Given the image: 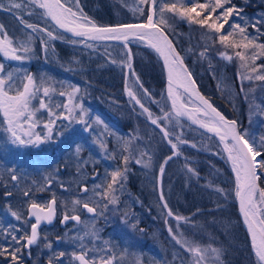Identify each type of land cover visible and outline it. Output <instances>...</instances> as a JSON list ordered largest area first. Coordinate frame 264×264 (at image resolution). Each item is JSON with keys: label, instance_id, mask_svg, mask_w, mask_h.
<instances>
[{"label": "snow or ice", "instance_id": "obj_1", "mask_svg": "<svg viewBox=\"0 0 264 264\" xmlns=\"http://www.w3.org/2000/svg\"><path fill=\"white\" fill-rule=\"evenodd\" d=\"M69 3L72 6H69ZM28 4L32 8L42 10V18H50L55 26L81 38L79 41H71L72 43L123 41L127 47L130 38H134L140 42H146L149 47L156 51L158 56L163 59L164 67L167 69V98L171 100L169 111L161 109L163 116L153 119V113L145 107L142 98L137 96L133 87L126 85L130 102L139 105L153 125L161 126L164 138L168 140L173 149V156L179 154L178 144L186 142L180 140V136L176 135L175 138L178 143H173L172 139L169 138L172 134L163 127L164 121L171 122L174 117L178 121L180 117L186 115L193 123L199 124L202 128L219 137L223 151L227 153V159L231 161L235 173V195L239 199L240 212L244 216L251 235L255 255L259 264H264V188H261L257 183L260 178L258 170H264V151H262L264 150V135L257 139L246 129L243 133L238 131L235 120L226 119L207 99L199 94L195 87V81L191 78V73L184 65L183 58L165 31L166 28L170 27L167 19L169 14L173 19L179 18L186 20L189 24L200 26L214 44H218L224 49L219 53L221 57L228 61L234 59L239 61V68L243 70L239 73L242 80L264 82V64L256 63L257 60L264 58V43L257 42L259 36L264 35V30H262L264 29V15L255 21L249 20L242 15L243 9L233 3V0H204V2H200V0H175V2L138 0L137 10L146 17L145 22L98 26L94 20L83 13L79 6V0H64V2L62 0H28ZM140 5H146L147 11ZM21 7V4H13L12 0H9V6L6 10L11 12L13 9L18 10ZM73 8L76 10L74 11ZM0 9H5L4 0H0ZM28 14L32 15L33 13L29 12ZM17 19L24 25V28L31 31L27 32L22 40L13 39L5 31L4 26L0 24V55L6 59L30 60V54L34 52L33 43L37 39L45 53L51 48V41L64 39L62 33L56 34L54 30H50L46 26L40 27L36 24L26 23L19 16ZM248 27L254 29L256 34L249 33ZM88 47L91 48L94 45L88 44ZM206 52L207 48L205 52L201 53V56H204ZM127 55L130 57V50ZM112 62L115 63V61ZM127 66L131 69L130 63ZM134 86L141 90L142 96L151 99L148 90L138 83V78L134 81ZM60 87L65 90L57 93L56 83L51 82L50 77L41 75L37 81L34 74L23 69L5 72V65L0 63V115H2L0 133H3L7 138L6 143L0 148H6L8 145L16 148H39L42 144L52 140L56 128L58 126L63 127L64 121H67L69 125L72 123L81 124L84 126V131L87 132L95 131L94 125H104L107 129V125L104 124L99 115L93 119L90 110L84 107L79 86L61 84ZM54 95L64 98V102L53 105L51 101ZM184 96H188L190 102L197 106L189 108L188 104L184 102ZM37 100L38 106L35 105ZM45 112L48 119L41 121L38 117ZM58 122H60L59 125ZM38 127L43 129V133L37 131ZM56 135L60 136L63 133L56 132ZM103 135V133L99 134L94 142L102 153H107L108 144L103 139ZM108 135L114 134L108 133ZM133 139L135 137L128 140L118 138V141H122L121 152L127 151L129 155L123 156L124 169L116 168L110 173L106 171L105 180L110 176V181L107 182L106 186L102 183L94 185L91 189L93 195L88 199L95 203L96 207L90 206L89 202H82L81 199H74L71 201L73 212L79 206L80 210H86L87 213L92 214L94 220L96 216L103 215L104 210L109 205L118 204L119 198L116 192L123 190V181L127 179L126 165L133 158L131 155ZM81 150V146L77 145L75 148L77 156ZM109 158L114 159L115 154L113 153ZM171 159L172 156L167 157L165 164ZM150 160L151 158L145 162L137 159L135 162L144 163L145 167H150ZM165 164L160 165L161 175L165 171ZM80 170L81 168L78 167L77 172L79 173ZM188 171L192 172L193 170L189 168ZM96 175L98 176L99 173ZM11 180L16 181L17 176L12 175ZM46 180L49 186L53 182L50 178H46ZM63 187L64 185L61 184V188ZM79 191L83 196H87L90 190L87 185H82ZM219 191L223 190L220 189ZM6 195L10 196L11 193H6ZM29 195V191L23 192L24 197ZM159 200L162 202L160 207L164 210L165 222L167 223V218L173 216V211L169 208L162 190L159 194ZM57 203V198L53 195L45 204L32 201L28 205V219H24L23 223L24 225L30 223V232L13 225H8L6 228L0 225V232L4 234L6 241V243L0 244V257L9 260V264H17L22 250L37 243L41 222L51 223L53 221L57 211ZM101 204L103 207L98 212ZM9 211L17 221H21V212L11 211L10 207ZM32 218L35 220L34 223H31ZM174 219L177 222H190L188 217L181 215H175ZM70 220L83 224V234H78L72 238L79 242L78 250L71 253L74 261H78L79 264H115L116 257L110 247L96 248L93 246L89 248L85 243L87 240L94 245L95 241L99 240V233L94 222L89 224L81 221L79 215H69L66 211L61 223ZM177 228H179V224H177ZM168 231L173 233L172 227H169ZM44 239L47 237L45 236ZM173 239L186 249L189 255L186 264H209L210 260L219 261V249L211 246L192 245L186 240L177 239L175 235H173ZM104 243L108 244L107 241ZM46 247L51 249V242L46 244ZM64 256V252L54 254V257L49 259L48 264H53V259L59 260ZM173 258L175 259V254H173ZM132 264H140V262L134 259Z\"/></svg>", "mask_w": 264, "mask_h": 264}, {"label": "trees", "instance_id": "obj_2", "mask_svg": "<svg viewBox=\"0 0 264 264\" xmlns=\"http://www.w3.org/2000/svg\"><path fill=\"white\" fill-rule=\"evenodd\" d=\"M20 1L22 7L18 10L13 9L10 13L7 12V10L0 9V24L4 26L5 31H7L8 35L12 37L13 39L19 38L24 39L25 34L30 29L24 28V25L21 24L20 20L17 19V17H22L23 20L26 23L35 24L34 18L37 15H41L42 10L38 8H32L28 4V0H16ZM64 2V0H62ZM251 2L252 4L255 3L256 6L253 8V6H248L247 3ZM258 2H255V0H233V3H235L238 7L243 9L242 15L248 19V16H251V20H256V15L254 16V11L260 12L264 15V0H257ZM165 2H175V0H165ZM200 2H204V0H200ZM5 9L8 8L9 4L5 3ZM69 6H72L71 3H69ZM79 6L83 10V13L86 14L89 18L94 20L97 25H110V24H118L122 22H133V21H140L145 22L146 17L142 16L140 12L137 10L138 7V0H79ZM140 7H143L145 11H147L146 5H140ZM75 11L76 9L73 8ZM32 12V15H29L28 13ZM135 12V13H132ZM125 19V20H123ZM170 27L166 28L168 32L171 34V36L174 38L176 44L181 49L183 54L185 55L188 64L190 65L192 71L196 75L203 91L206 93L207 96L211 100L214 101L216 105H218L221 110H223L229 117L236 118L242 127V131L246 129V127H249L250 133L255 135L257 139H259L260 136L263 135L264 127L257 124V126L254 127V124H246V118L248 117L247 112H245V100L242 102L243 96H241V92L238 91L232 95H229V91L226 89H223V84L219 87L218 85V77H223L226 82L229 84L235 86L237 88V81L239 76V61L233 60L230 62H226L225 60L218 58V54L222 52V49H217L220 46L218 44H214L211 39L208 37L207 40L203 43L199 42L197 35L199 33L205 35V30L201 29L200 26L195 24H189L186 20H181L179 18H171V15L169 14V17H167ZM38 26H40L38 24ZM264 30V29H262ZM57 31V34H60L62 32ZM247 31L253 35H255L254 29L251 27H248ZM63 34V33H62ZM64 39H56L55 45L60 46L61 44H64L66 47L62 49V52L66 53L69 52V48H71V44H69L70 41H79L78 39L71 38L65 34H63ZM260 43H264V35L259 36L258 41ZM107 44V43H106ZM112 45H120L124 46L122 44L117 43H108ZM130 49H131V55L129 57L128 63L131 64L130 69V77L129 82L131 80H135V76H138L140 80L138 81L139 84L143 85V88L147 89L148 92L151 94L153 92H156L158 101L164 100V71L162 67V62L158 54L154 49L149 47L144 42H140L138 40H133L129 43ZM189 46H210L209 49L206 52V56H201V52L197 51V55H192L189 52ZM33 49L34 52L31 53V59L22 61V65L27 70L34 71V74L38 76V78L41 77V75L44 73V70H42L43 65L41 63L45 60V57L43 56V52L41 49V44L39 40H35L33 43ZM205 52V50L203 51ZM17 64V63H16ZM20 63L18 62V65ZM32 65V66H31ZM7 71H13L14 66L11 64L8 66ZM215 69H217V72L214 73ZM60 73H57L55 71H50L49 75H51V82L56 83L55 75H58ZM136 81V80H135ZM128 82V86H129ZM121 86L123 83L120 84ZM124 88V85H123ZM134 90V89H133ZM137 91V95L141 96L142 92L140 89L136 87L134 92ZM126 91V89L124 90ZM146 97V96H145ZM128 107L130 106V99H128ZM164 105V103L162 102ZM134 105V104H133ZM169 111V110H168ZM180 119V118H179ZM176 119H174V122ZM180 121L184 124L183 120L180 119ZM176 123L180 126L181 124L176 121ZM246 124V125H245ZM131 125V124H130ZM130 127V126H129ZM131 128V127H130ZM141 131L143 132V144L145 153L149 151V149H156L155 153L158 155V157L155 159V170L154 175L150 176L149 178L144 176L143 181L142 179L140 182H143L142 189L145 192L143 194H139L136 192L135 189H131L130 186L133 188L136 186V183L134 179L131 177V179L128 181V175L126 179V192L123 194V200L119 202V208L121 212L119 213H131L135 217L131 218L134 222H142L140 227H143V234L145 235V239L147 240L146 244L143 246V251L145 254L148 255L149 259L145 262L146 264H165V259L169 257L170 259L173 257L171 250L160 247V245L165 244L167 241V238H169L171 242V235L173 233H169L168 228L172 227L173 232L181 236L184 240L186 239L187 235L191 237L190 230L188 227L187 222L185 221H179L181 225L179 224V228H177L176 220L173 217L167 218V223L165 222V215L164 210L160 207L161 201L159 200V194L160 192L158 189L160 188L164 192L165 199L168 203L169 208L172 209V211L181 216L188 217L193 220L194 213H196L197 216H203L202 221L203 224L206 225L207 230L209 231V235L212 236H218L221 237V239H224L226 237V234L221 230L222 228V222L223 219L226 217H233L234 219L236 217L238 224V228L240 231V234L245 236V239L249 245L248 237L242 227V224L239 220V215L237 212L236 204L233 203L231 211L228 209H225L220 204L219 200H217V195H212L210 198H208L210 201L205 206L203 205V202H200V198H197L196 196H192L193 198L189 201L187 205V199L186 196L184 197V200H176L174 201L173 195L169 194L173 192L174 185L176 184V181L174 184H172V180H177L180 188L182 190H185L188 186L186 182V178L184 175L180 174V172H185V169H181L178 166L181 165V161H184L183 155H186V151H182L183 148L185 149V146L179 150V154L176 155V157L173 158V160L168 164V169L166 173L165 178H161L159 176V169L158 164H164L163 160L173 154V150L169 149L168 144L163 140L161 137L156 141V147H153L151 144L146 143L147 140L145 138H151L153 131L156 133L158 130L151 125L148 120L143 121L141 123ZM136 133V130H135ZM247 138V137H246ZM155 148V149H154ZM264 151V150H262ZM182 152V156H180ZM196 157H202L201 155L195 154ZM179 157V159H178ZM175 162V163H173ZM114 163L119 162H113L111 171L115 170L116 168L113 166ZM184 163V162H182ZM205 163V162H203ZM121 164V163H120ZM176 164V167H175ZM192 164V163H191ZM110 171V172H111ZM109 172V173H110ZM176 172V176H175ZM179 172V174H178ZM261 185L262 188H264V170H261ZM178 174V176H177ZM203 174V173H202ZM199 174V177L202 175ZM110 177V176H109ZM200 180H194L193 186L195 187L196 194H201L203 196V191L205 187H201V184L199 183ZM124 182V181H123ZM129 182H131V185L129 186ZM185 185V186H184ZM150 188H154L155 192H149L148 190H151ZM60 194H64L61 190H59ZM208 193V191H207ZM92 196V194H91ZM7 200V199H5ZM82 201H88L87 199H83ZM91 201V200H90ZM13 203L15 202V199H10L5 201L4 203ZM92 202V201H91ZM204 206V207H203ZM64 210L63 208L60 209V215H62L63 211H67V213L73 214V211L71 210V207L67 205V207ZM212 216L213 223H206L207 217ZM105 216L100 215V224L103 225V236H107V226L105 222ZM87 220V219H86ZM2 221H5L2 222ZM0 225H3V227H8V225H14L13 219L6 214V210L3 209L2 206H0ZM68 226H61L59 223L55 224L53 227L45 229L49 230V242L52 244V248H48V257L44 260H35L34 263L37 264H48V261L50 258L54 257V254H58L59 252H64L65 256L59 258V260L53 259V264H74L73 259L71 257V252L77 250L75 244L73 242L66 243V241L63 238V231L66 230ZM73 232L71 231L70 234ZM222 234V235H221ZM221 235V236H220ZM1 236V243H6L4 239V234L0 232ZM59 242H56V240ZM196 238V237H195ZM200 238V237H199ZM198 240H203L200 238ZM56 239V240H55ZM195 240V239H194ZM204 241V240H203ZM160 244V245H159ZM167 244V243H166ZM169 245V244H167ZM170 246V245H169ZM160 248V249H158ZM232 249V253L230 252H224L222 254V260L220 259L221 264H230V261L235 259L232 264H243L236 261L237 255L234 254L236 252V249L232 246L229 247V249ZM250 248V247H249ZM251 250V249H250ZM123 251V247H122ZM250 258L252 257L254 259V264H259L257 257L253 256L251 251ZM239 255V254H238ZM241 256L242 253H241ZM179 261V260H178ZM33 262L28 264H34ZM180 263V261H179ZM0 264H9V260H6V258H0Z\"/></svg>", "mask_w": 264, "mask_h": 264}, {"label": "flooded vegetation", "instance_id": "obj_3", "mask_svg": "<svg viewBox=\"0 0 264 264\" xmlns=\"http://www.w3.org/2000/svg\"><path fill=\"white\" fill-rule=\"evenodd\" d=\"M76 49L78 50L79 48L72 46L69 48L68 53L75 56ZM100 53L106 58L108 57L107 53L101 51ZM53 54H55V52L51 50L50 55ZM3 60L7 62L8 65H11L15 62V60L10 59ZM49 61H52V63L50 64ZM41 65L50 68V70L47 72L55 71L60 73L54 77L57 82V93L59 91L65 90L60 87L61 84H73L79 86L81 89L84 107L90 110V114L92 115L93 119L95 116L99 115L104 121V124L107 125V129H105L104 125H94L93 127L95 128V131L87 132L84 131L83 125L72 123L76 128V133L74 131L68 132L70 125L67 121H64L63 127L58 126L56 128V132L63 133V135L57 136L56 132H54V139L51 140L56 146V149L60 147L57 150L55 149V153L57 151L58 154L54 156L51 164H45L42 160H40V170L37 168L33 174L31 171L33 160L28 162L22 159L25 157H33L32 152L34 151L37 153V157L41 156L43 152L47 151L49 142L42 144L39 148H25V153L22 156H19L14 151H8L7 148H0V201L2 198H4V196L8 197L6 193H11V199H17L18 201L16 203L6 205V208L11 206L12 208L14 207V209L27 210L28 205L32 201L45 204L47 200H50V186L47 184L46 178L48 177L44 176V172L48 171L50 168L52 169L53 167L59 169L58 180L56 181V185L58 186L59 190L61 189L65 192H68V195L72 197L74 195H82L79 189L82 185H87L90 190L88 195L92 194L91 189L94 185H100L103 183L106 186L107 182L110 181V177L105 180V173L106 171L108 173L111 171L113 162H119L123 165V167H125L123 156L129 155V152H121L122 141H118V138L128 140L132 137H135V139L132 140L131 150V155L133 158L128 161L126 166L127 175L129 176L128 181L132 177L136 183V186L133 188L130 186L131 182L128 184L132 190L135 189L140 195L145 193L142 192L144 191L142 189L143 182H140V180L142 179L143 181L144 176L149 178L150 176L154 175L153 172L156 167L155 159L157 156L154 154L156 151L155 148V150L149 149V151L145 153L144 144L142 142L144 139L143 132L141 131V123L148 120L151 125L153 124L147 118L146 113H141L135 107H128V105H125L129 102L127 91H124L128 83L127 80L129 79L128 66L126 68V74L120 75L118 71L113 73L112 71H105V69L102 70L100 68L96 70V66L90 63L88 67L92 74L88 75V79H85L83 76H81V74H79V71L76 73L74 72L75 74H72L67 69L56 66L55 61L53 60H44ZM28 72L34 74L32 70H29ZM34 76L36 77L37 81H39L38 79L40 78H38V76L35 74ZM44 76L51 78V75L49 74H44ZM137 78L139 81L140 78L138 76H135L134 79L136 80ZM121 83H123L124 88L123 85H120ZM51 102L53 105L57 103H63L64 98L54 95ZM129 104L132 106L131 102ZM153 104H146V107L149 109V111L157 112L156 116L153 115V119L159 116L161 117V111L157 98L154 99ZM35 105L38 106V100L35 101ZM38 118L41 121H46L48 119L46 112L42 113ZM0 120H2V115H0ZM89 122L91 123V121ZM59 123L60 122H58V125ZM153 126L158 130V132L155 133L153 131L151 138L145 139L147 140L146 143L156 147V141L162 137L163 140L168 144L169 149H172L171 145L168 143V140L164 138L160 126ZM80 130L82 131L79 132ZM37 131L43 133V129L41 127H38ZM101 133L104 134L103 139H105L108 144V152L106 154L100 153V149L94 142L97 136ZM108 133H113L114 135H108ZM62 137H64L63 141ZM6 139L7 138L4 136V134L0 133V146L6 143ZM61 142L64 144H61ZM77 145H80L82 148L79 156H77L75 152ZM113 153L115 154V158H109ZM141 153H144V155H141ZM75 157H79V160L77 161ZM149 158H151L150 163L153 164L151 169L145 167L144 163L138 164L135 162L137 159L147 162L149 161ZM166 158L163 160L164 162ZM85 161L87 162L86 164L84 163ZM78 167L81 168L79 173L77 172ZM96 173H99V175L97 176ZM12 175L17 176L16 181L11 180ZM160 175L161 173L159 172V176ZM33 178L37 180V184L31 181ZM61 184L64 185L63 188H61ZM150 189L151 190H148L149 192H155L154 188ZM25 191L30 192L28 197L23 196V192ZM158 191L160 192L161 189L159 188ZM89 204L92 205L91 203ZM69 206L73 207L71 202L69 203ZM77 208H79V206ZM31 222L33 223V221ZM23 229L27 231L26 228ZM44 253V248L32 245L30 248H25V251L21 252L19 255L20 257L27 256V258L31 259L35 257L43 258Z\"/></svg>", "mask_w": 264, "mask_h": 264}, {"label": "rangeland", "instance_id": "obj_4", "mask_svg": "<svg viewBox=\"0 0 264 264\" xmlns=\"http://www.w3.org/2000/svg\"><path fill=\"white\" fill-rule=\"evenodd\" d=\"M5 3L9 4V0H4ZM13 4L19 3L21 4L20 1H16V0H12ZM8 13H10V11H7ZM135 13V12H132ZM125 20V19H123ZM34 22L36 25H40V27H48L50 30H54V32L57 34V31L55 28H53V26L51 25V23L49 22L48 19L42 18V13L41 15H37L34 18ZM207 36L204 34L199 33L197 35V38L199 40V42L203 43L207 40L206 38ZM55 41L53 40L51 41V46H55ZM69 44H71V46H76L77 48H79L78 50L76 49V54L75 56L72 54H69L68 52L64 53V52H60V50L58 51L59 53L57 54V57H54L58 62L59 65L67 70L73 71V72H77L79 71V74H81V76H83L85 79H88V75H91L92 72L89 70L88 65L91 63L92 65L96 66V70H98V68L107 71H112L113 73L115 71H118L119 74L125 75L126 74V68H127V61L129 60V55H127L128 53V49L125 46H120V45H112V44H105V43H95V42H87V43H72L71 41L69 42ZM88 44H93L94 47L89 48ZM65 46V45H64ZM210 46H189V52L193 55H197V51L200 52L202 49L204 48H208ZM101 52H105L108 54V57L106 58L105 56L101 55ZM224 51V49H223ZM202 53V52H201ZM44 55L49 56L51 54V48L49 49V51L47 53L43 52ZM229 54H231L229 52ZM221 59L225 60L226 62H230L226 59H224L223 57L220 56ZM112 61H115V63H113ZM256 62H259L258 60ZM260 64H264V61L259 62ZM18 69H23L25 70V67L23 65H19ZM243 71V70H240ZM71 72V73H73ZM108 73V72H107ZM113 75V74H112ZM129 76V75H128ZM99 77V76H98ZM97 77V78H98ZM238 89L239 91H241V96H243L242 98V102H244L245 100V110L247 112L246 115L249 116V118L251 117L252 122L253 123H257L260 126L264 125V110L260 109V107H264V88H262L264 86L262 81H257V80H253V81H247V80H242L240 78V75L238 76ZM129 86L131 87H135L134 83L131 81L129 82ZM223 89H226L225 86H223ZM165 90V88H164ZM229 91V95L234 94V90L231 86H228L227 89ZM134 91V90H133ZM155 93L154 95H151V99H149L147 96H139L142 98V102L146 105H152L153 101L155 99ZM164 100H165V104L163 105L161 103V107L163 108V111H168L170 109V104H168L167 97L165 95L164 92ZM247 97V98H246ZM187 103L190 106H197L196 104H193L190 102V100L187 101ZM160 104V103H159ZM154 105V104H153ZM132 107H135L139 112L142 113V109L139 107V105L134 104ZM160 107V110L162 109ZM163 111L161 112V117L163 116ZM154 116H156L155 111L152 112ZM158 115V114H157ZM159 116V115H158ZM160 117V116H159ZM157 118V117H156ZM203 118V117H201ZM175 117L173 118V120L171 122L169 121H164L163 122V127L167 128V130L172 134L170 135V139H172L173 143H178L175 136L179 135L180 136V140L185 141L186 146L185 149L183 148L182 151H186V155H183L184 161L180 160L179 157L182 156V152L180 154V156L178 157V159L181 162H188L184 163V166H187V169L191 168L193 171L191 172V175L189 176L190 179V183H189V191L187 190V188L185 189V191L183 192V190L180 188L177 180L173 179L172 180V184L175 183V186L179 189L180 192L176 193V196L179 198L180 201L184 200V197H188V196H196L197 198H200V202H203V205L205 204V206L208 204L209 199L215 192L216 190H220L222 189L223 191H220L221 193H225L228 191L227 197L225 199L224 202H222V205H225L226 201L228 202H232L235 199V190L232 188L230 190H227V185H231L232 187L235 188V180L232 169H231V176L230 179L225 178L224 173L222 172V166H224V164L226 165V159H225V155L222 151V147L219 144V142L217 143L211 136L208 135H204L198 131H196V129H192L187 123L184 124L180 121V119L178 120V122L181 124L180 126L176 123V121L174 122ZM75 132L76 133V128L73 124L70 125L68 132ZM82 130H80L79 132H81ZM264 135V132H263ZM62 137V141H63ZM147 139V138H145ZM61 144H64L63 142H61ZM180 144H178L179 146ZM98 146V145H97ZM191 146L197 150L202 151L203 156V160L205 161V164L203 163L202 159L200 157H196ZM8 151H14L15 153H17L19 156H22L25 153V148H16L15 146L12 145H8L7 147ZM60 147H58L57 149H59ZM99 148V147H98ZM15 149V150H14ZM56 149V150H57ZM53 152L54 151H50L49 149H47V151L44 153V157L48 158L49 160L51 159V157L53 156ZM100 153L101 150H100ZM158 153V152H156ZM58 152L56 151L55 155H57ZM102 154H106V153H102ZM35 157H25L22 160H26L28 162H30L31 160H34ZM75 159L78 161L79 157H75ZM223 159V161H222ZM175 163V162H173ZM192 163V164H191ZM221 164V166L219 165ZM151 165V163H150ZM160 164H158V169H160ZM188 165H190L188 167ZM113 166L115 168H120V169H124L123 165L120 163H114ZM152 166V165H151ZM151 166L148 167V169H151ZM181 165H179L178 167L180 168ZM112 168V167H111ZM168 167H166L164 173L161 175V178H165L166 173L167 172ZM203 169H205V171L203 172ZM59 171V169H58ZM54 173V172H53ZM204 173V178L202 180L199 179V174ZM262 173V172H261ZM179 174V172H178ZM177 174V176H178ZM50 175V174H49ZM262 175V174H261ZM175 176H176V172H175ZM194 180H200L199 183H205V189L203 191V196L201 194H196V189L195 187L192 185ZM227 180V182H226ZM123 190L122 191H117L116 195L119 198V202L123 200V194L126 192V180L123 182ZM185 186V185H184ZM208 193H207V191ZM164 193V192H163ZM173 193V192H172ZM93 195V194H92ZM224 198V195H222ZM79 199V198H78ZM87 200H89L87 198ZM118 202V204H119ZM111 209L114 210V215L116 214V206L110 205ZM63 207V206H62ZM61 207V209H62ZM95 207V206H94ZM204 207V206H203ZM60 208V206H59ZM118 208V207H117ZM118 211V210H117ZM175 214L173 212V218L175 217ZM181 215V214H180ZM9 216H12L9 212ZM135 217L134 215H132L131 213H123L122 216L117 217V225L114 226L113 230L111 231V236H107L104 237L103 236V232H102V225L99 224V219L97 218V216L95 217V219L93 220V218H89L87 222L89 224L91 223H95L96 229L98 230L99 233V240L95 241V244L93 245L92 243H89L87 240L85 241V243L87 244V246L89 248H92L93 246H95L96 248H106V247H110L112 249V252L114 255L118 256L116 257V261L115 264H132V261L135 259L137 261L140 262V264H145V261H147L149 258L143 254V250L141 249L143 244H145L147 241L144 238V234H143V227H140L138 225V223L132 221L131 218ZM202 217L203 216H197L196 213H194L193 216V220L191 219V217L189 218L188 222V227L190 230V234L191 235H195L197 233V231H202V232H206L208 233L209 229L207 230L206 225L203 224L202 221ZM213 218L212 216L207 217V220L205 221L206 223H213ZM26 219H28L26 217ZM22 221V219H21ZM32 223V222H31ZM180 224V222H176V224ZM223 226L226 228L227 230V235H226V240L225 242L220 240V239H215L214 241H216V246L215 245H211L212 248H216L220 250V256H219V261H214V260H210L209 263L210 264H221L220 263V259H222V254H224V252H230L232 253V249L229 247L233 246L236 251H238L240 254L245 252V245H246V240L245 238L240 234V231L238 229V225L236 224V220L233 217H226L223 219ZM214 224V223H213ZM133 225H135V227H133ZM204 225V226H203ZM28 228H30V223L28 225H25ZM203 227V228H202ZM202 228V229H201ZM74 231V235L68 236L69 232ZM78 234L82 235L83 234V224H73L72 226H70L68 228V230L65 231L64 233V240L66 237V240L71 241L73 237L77 236ZM209 234V233H208ZM66 235V236H65ZM173 235L176 236L177 239L180 240H184L181 236H179L178 234H176L175 232H173V234L171 235L172 237V242H173V248H175L173 251H171L172 255L175 254V259L172 257L171 259H169L168 257L165 259V264H182L183 261H177L179 259H183L182 257L184 256L186 252V249L183 248L181 246V244L176 243V240L173 239ZM114 236H119V238L121 239L122 243L125 245V250L122 254H117L115 252V249L117 250L118 248L115 247L113 245V238ZM189 235H187L188 237ZM186 237V241L191 243V238H187ZM60 240L56 241L59 242ZM107 241L108 244L106 245L104 242ZM167 244H171L169 238H167L166 241ZM77 244V248L79 246V242L76 241ZM160 245V244H159ZM34 246H39L42 248H45V245L39 241H37L36 244H34ZM161 246V245H160ZM201 247V246H200ZM205 247V246H202ZM208 247V246H206ZM160 249V248H158ZM72 253V252H71ZM245 259H247V256L244 255ZM238 258V256L236 257ZM245 264H249V261H246Z\"/></svg>", "mask_w": 264, "mask_h": 264}, {"label": "water", "instance_id": "obj_5", "mask_svg": "<svg viewBox=\"0 0 264 264\" xmlns=\"http://www.w3.org/2000/svg\"><path fill=\"white\" fill-rule=\"evenodd\" d=\"M49 20H50V18H48ZM50 22L55 26V24H54V22L53 21H51L50 20ZM133 23H143V22H128V23H121V24H133ZM115 25H117V24H110V25H98V26H115ZM58 30H60L61 32H63L64 34H66V35H68V36H70V37H73V38H77V39H81L80 37H76V36H74V34H72V33H70V32H67L66 30H64V29H60L58 26H55ZM165 31H166V29H165ZM166 33L168 34V36H169V39H171L172 40V42H173V44H174V46L176 47V50L180 53V56L183 58V61H184V65H185V67L187 68V70H188V72H190L191 73V78H192V80H194L195 81V87H196V90L199 92V94L200 95H202L205 99H207L208 101H209V103H211L212 104V106L213 107H215L223 116H225V118L226 119H228V120H235L236 122H237V129H238V131H240V126H239V122L236 120V119H233V118H230V117H228L222 110H220L204 93H203V91L201 90V88H200V86H199V84H198V82H197V80H196V78H195V76H194V74L192 73V71H191V69H190V67H189V65H188V63H187V61L185 60V58H184V56H183V54H182V52L179 50V48L177 47V45H176V43L174 42V40H173V38L170 36V34L166 31ZM131 40H134V38H130V40H129V42L131 41ZM90 42H116V43H124L123 41H90ZM161 58V57H160ZM161 61H162V65H163V69H164V75H165V82H166V93H167V85H168V81H167V69L164 67V63H163V59L161 58ZM169 101H170V104H171V100L169 99ZM188 107L189 108H192L190 105H188ZM180 118H182V119H184V120H186L188 123H190L192 126H194V127H196V128H198V129H200V130H203V131H205V132H207V133H210V134H212V135H214V136H216V134L215 133H213V132H209L207 129H204V128H202L199 124H196V123H193V121L188 117V116H182V117H180ZM241 132V131H240ZM217 138H219L218 136H216ZM258 175H259V171H258ZM257 183H258V185L261 187V185H260V181L258 180L257 181ZM236 200H237V206H238V212H239V215H240V218H241V220H242V223H243V225H244V228H245V230H246V232H247V234H248V236H249V239H250V242H251V245H252V241H251V235H250V233H249V231H248V227H247V224L245 223V220H244V216H243V214L240 212V203H239V199L236 197ZM56 216H57V211H56V215H55V217L53 218V221L51 222V223H48L47 221H42L41 222V225L40 226H42V225H44V224H52L54 221H55V219H56ZM32 219H34V218H32ZM71 221V220H70ZM69 221H67V222H65V223H62V224H66V223H68ZM40 228V227H39ZM39 230V229H38ZM252 248H253V246H252ZM78 264H79V262H78Z\"/></svg>", "mask_w": 264, "mask_h": 264}, {"label": "bare ground", "instance_id": "obj_6", "mask_svg": "<svg viewBox=\"0 0 264 264\" xmlns=\"http://www.w3.org/2000/svg\"><path fill=\"white\" fill-rule=\"evenodd\" d=\"M234 178H235V173H234ZM227 206H230V205H227ZM222 225H223V223H222ZM221 230H222L225 234H227V230H226V228H225L224 226H222Z\"/></svg>", "mask_w": 264, "mask_h": 264}]
</instances>
